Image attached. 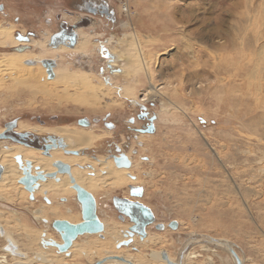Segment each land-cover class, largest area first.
Returning a JSON list of instances; mask_svg holds the SVG:
<instances>
[{
    "label": "rangeland",
    "instance_id": "1",
    "mask_svg": "<svg viewBox=\"0 0 264 264\" xmlns=\"http://www.w3.org/2000/svg\"><path fill=\"white\" fill-rule=\"evenodd\" d=\"M82 1L0 0V30H9L8 44L13 45L14 40L32 41L31 47L28 44L20 49L0 46V56L27 53L21 59L22 65L41 66L47 81L54 79L53 70H57L85 76L92 87H86L87 83L50 84L47 86L50 94L45 95L35 86L22 87L7 81L0 89V128L13 121L30 127L86 128L77 124L79 119H85L91 124L88 128L105 134L99 154L108 157L106 154L114 152L116 145L134 157L135 167L130 172L137 176L135 184L108 194L99 191L92 198L100 221L112 216L117 223L128 224V219L122 222L118 219L111 204L114 197H127L151 211L154 223L146 227V233L148 237L157 236L161 244L142 250V255L152 264L157 261L167 264L162 255L168 258V254L173 258L172 263L185 264L187 252L194 249L198 252H194L197 257L193 264H235L229 252L217 244L221 241L232 246L241 264H264V52L259 58L258 75L245 79L242 89L234 86L232 93L216 91V80L210 75L211 53L217 51L216 46L227 43L225 28L219 36L214 33L215 19L226 15L218 0H102L105 11L96 15L80 11L85 2ZM261 2L264 4V0ZM230 3L241 12L251 5L245 0H230ZM122 4L128 8V14L122 12ZM226 7L229 8L228 4ZM230 9L222 23L226 27L233 21ZM61 28L71 29L73 45L62 44L63 35L52 42ZM78 30L86 36V41L78 36ZM80 45H86L84 52L78 49ZM59 46L65 48L55 51ZM247 50L248 47H242V52L248 53ZM114 53L119 59L115 60ZM123 53L132 61L131 65L123 64L120 58ZM229 54L237 56L236 52ZM113 60L115 67L110 66ZM151 87L156 91H150ZM66 95L72 100L66 101ZM148 116L155 118L153 132L137 139L133 128L143 129ZM105 119L114 124V129L102 125ZM223 120L226 124H222ZM237 133L255 134L254 139L241 140ZM223 136L232 139L231 146L215 154L211 148ZM37 137L43 139L46 135ZM82 152L95 155L89 149ZM130 187H140L142 196L131 197ZM29 195L28 192L27 198L17 200L14 205L0 201V212L18 219L25 230L48 231L52 238L59 239L49 228L53 218L46 219L48 224L44 225L33 214L38 207L48 206L49 201L43 194L37 198L32 194V200ZM75 199L74 196L60 198L54 205L70 208L76 214L80 205ZM172 222L176 223L175 229L169 228ZM159 225L162 227L156 229ZM123 233L119 231L120 235ZM102 236H80L76 245L88 238L102 240ZM136 243L142 242L138 238ZM6 246V239L0 235V256L6 252L7 256L24 258L25 255H11L4 250ZM133 246L137 247L134 244L117 250L114 246V251L135 253ZM71 252L62 255L64 264L108 260V257L92 258L87 262L75 248L74 255L69 257ZM21 253L30 258L40 255L24 250ZM17 264L29 263L21 259Z\"/></svg>",
    "mask_w": 264,
    "mask_h": 264
},
{
    "label": "bare ground",
    "instance_id": "2",
    "mask_svg": "<svg viewBox=\"0 0 264 264\" xmlns=\"http://www.w3.org/2000/svg\"><path fill=\"white\" fill-rule=\"evenodd\" d=\"M218 1L222 7H225L224 12L226 15L222 18L215 19L216 23L214 25V33H216V35L219 36L222 33V29L225 28L226 35H227L226 36L227 43H225L222 46H219V45L216 46L215 49L217 51L211 53L213 55V64H212L213 66H212V71L210 75L216 80V84H215L216 88L214 90L216 91L221 90L223 92L225 91L227 93L228 92L232 93L235 91L233 90L234 86L235 87L238 86L237 88L242 89L244 85L246 84L245 79H250L251 76L258 75L256 71L258 70V68H260V66H258L259 60H260L259 58H260V55L264 52V44H262L264 43V4H262L261 0L260 1L258 0L257 1L258 3L255 2L256 0H245L246 3H250L251 5H247L248 10H244L243 12H241L237 10L236 5L235 6L231 5L230 0H218ZM253 1L255 2V4L252 3ZM227 4L229 8L226 7ZM230 8H232V11H233V17H232L233 21L231 24L228 23L229 26L226 27L222 23L224 22V19H227L226 18L227 14L229 13V10L231 11ZM220 11L222 13L221 9ZM8 31L9 30L7 29L0 30V36L3 37L0 40V46L14 47V48L20 49L21 46L29 44L31 47L32 41L27 43L24 41L19 42L18 40L17 41L14 40V42L12 40L13 45L10 46L7 42L8 40H10V32ZM77 34L79 37L81 36L82 39L85 40L86 36L84 37V35L81 32H79V30L77 31ZM212 47L214 48V45ZM242 47H248L249 52L248 53L242 52ZM61 48H65V47L59 46L58 48H55L54 50L58 51ZM85 48H86V45L84 46L80 45L78 47V49L81 52H84L86 50ZM119 52L118 54H120ZM230 52H236L237 56L232 57L229 54ZM241 53H244V54L240 55ZM26 54L24 52H13L9 54L11 56H8V55L0 56V89L5 86L7 81L11 82L13 85H21V86L28 85L30 87L35 86V88L43 92L45 95L50 94L49 89L47 87L50 84L56 85V83H60V84L66 83L65 86L66 85L67 86L68 85L81 86V84L85 85L87 83L86 87H91L90 83H88L89 80L87 81V77L85 76L77 77L75 76V74H70V73L68 74L67 72H59L57 70H53L54 79H52L51 82L47 81V79H45L46 73L44 72V69L42 70L41 66L39 67L37 65L36 66L34 65L30 67H25L22 65L21 62L23 60L21 61V59H23ZM118 54H115L113 56L115 57V60L119 59V57L118 58L116 57L118 56ZM262 56H264V53L262 54ZM120 58H122L124 65L132 64L131 63L132 61L128 59L125 53H123V56ZM115 60H113L112 64L110 65L111 67H115L113 64L115 63ZM40 64H41V60H40ZM246 65H249L251 67H246ZM40 75H42L43 78L40 77ZM4 76H7L6 80L4 79ZM40 79H42V82H40ZM252 83L254 84V82L251 81V84ZM259 85L260 87H262V84H259ZM8 88L10 89V87ZM241 89H238V90H241ZM150 91L154 92L156 91V89L154 87H151ZM236 93H237V90H236ZM224 95H227V94L225 93ZM230 96L229 98L232 97ZM234 97L236 98L237 96L234 95ZM234 97L232 99H234ZM65 99L66 101L72 100V97L66 95ZM239 99L240 98H238V100ZM236 102H239V101L236 100ZM236 102L235 103L229 102V103L233 105L238 104ZM240 102H242L241 99H240ZM225 106L226 105H224V107ZM231 106H228V107H231ZM148 118L149 116L147 117V122H148ZM231 119L229 120L232 121ZM154 121H153V124H154ZM222 124H226L225 121ZM217 128L219 130L220 126L217 125ZM140 129L142 128L133 129L136 132V134H138V136H135L137 139L140 136H145V134H149V133H139L136 131ZM226 130H225V133H226ZM3 131H4V127L3 128L1 127L0 133H2ZM14 131L17 133H23L24 131L26 132L29 131V132H33V134L37 136L46 135V136H52L53 138L54 137L60 138L62 139L63 143L66 146V151L78 152L77 155H66L63 153L62 149L56 148V149H51L48 155H43L41 153V150L39 149L25 147L23 145L15 144L7 140H0V167L2 168V171L0 174V201L1 202L5 201V202H8L14 205L17 200L21 201V199L28 197V191H26L23 188V186L18 183V180L22 177V171L18 168L17 163L15 162V159H14L15 156H20L23 164L26 161L30 162L32 175H34L36 169L39 173L43 175L53 174V173L56 175L53 178L47 177L44 181H38L37 188L33 192L36 198L38 196H42L43 194V196L50 203L48 204V206H43L42 208L38 207L37 209L33 211L35 218L38 220H41V222L44 225L48 224V221H46V219L51 220V218H53V220H65L72 224H76L81 221L80 212L74 214L70 208H65V207L60 208L54 205L57 199H60V198L67 199V197L69 196L75 197L76 193H75V190L72 188V181L74 182L75 185L81 187L82 189H84L86 192L90 193L94 197L97 194H99V191L100 192L103 191L104 193L108 194L115 190H119V189L121 190V188H123L124 186L128 184L133 185L137 181V176L132 175L130 172L132 167H135V159L134 157L130 156L128 152H124L123 150H121V152H124L126 157L130 161L129 168H117L115 167L112 158L111 159L107 157L105 158L104 157L105 155L102 156L101 154H99L101 150L100 145H103L101 143L102 141L104 142L103 138L105 134L102 135V134L95 133L90 128H79V127L70 128V127H63V126L55 127V126H44V125H39L38 127H30L28 125H24L21 122H17L16 128L14 129ZM232 132L233 131H231V133ZM254 134L250 135V134H245V133L244 134L237 133L236 136L239 137L241 140L242 138H244L245 140H248L249 138L254 139L253 138ZM246 137H248V139H246ZM231 141L232 139L228 136L218 137L215 141V145H213L214 147H212L211 149L214 151L215 154L219 155L223 153L224 150L227 151L230 148ZM119 147L120 149H122L121 146ZM83 149H89L95 154L96 157L91 158L87 154H83L82 152ZM58 163L65 164L69 167V170H70L69 176L67 174L57 173L56 165ZM130 175H132L133 177ZM131 181L133 183H129ZM64 211L66 213H64ZM100 222L103 225V231L100 233L101 236L103 233L102 240H97L96 238H88L83 243L76 245V240L80 237L78 236L72 242V245L70 246V248L67 250L66 253H58L55 247L42 246V242L43 241L45 242L54 241L57 244H60L61 243L60 238L59 239L52 238V236L48 233V231L46 233L45 232L42 233L41 231L34 230V229L25 230L24 228H22V225L20 224L18 219L16 220V219L11 218L8 215V213L0 212V235L2 236V238L9 239L13 245L15 246L17 245L18 246V247L16 246L17 252H19L20 254H22L21 251L23 250L26 251V253L27 252H31V253L38 252L40 254V255L34 254L33 258L31 257L32 258L31 259L26 254H22V255H25L24 258H19V257L7 256L8 254L4 252V254L0 256V264H17L20 262L21 259L23 260V262H26L29 264H33L35 262H41L45 264H64L65 260L63 259L62 255H65L69 253L70 251L73 252L74 248L76 252H78V255L82 253L83 257L88 259L87 262H90L91 261L90 259L92 258L93 260L95 258L96 260H101L102 258L108 257L107 258L108 260L102 261L101 264H125V263L128 264L127 262H129V264H152L153 263L143 257L142 250H145L146 248L153 249L157 247L158 245H160L161 244L160 239L157 236L153 235V236L148 237L146 233V237L140 240V242L142 243L137 244L136 242L139 237L137 235H134L132 238V243L130 245L135 244L137 247L133 246V248L137 252L129 253L127 252V250H125V252H123L122 250L115 252L114 246L116 248V244L121 241H124L125 239L123 235L119 234V231H122V230L125 231L130 226V223L128 222L129 224H126V225L123 224L124 222L122 224L117 223L116 221H114L112 216H107L104 220H101ZM50 224H49V228H50ZM84 235L94 236L97 234H84ZM16 238L19 241H17ZM217 243L228 244L227 242H222V241L217 242ZM130 245L127 247H130ZM35 246L37 249L34 250ZM122 247H126V246H122ZM223 248L224 250L226 249L225 247ZM194 250L198 252L196 249ZM72 252H71V255H69V257H72L74 255V252L73 253ZM194 252H187L185 256V264H190V263L193 264L192 263L193 260L197 257ZM111 257L122 258L123 261L112 259ZM168 258L169 260L173 261V258L169 254H168ZM238 258L240 262H242L241 258L240 257ZM157 264H165V263L161 261H157Z\"/></svg>",
    "mask_w": 264,
    "mask_h": 264
},
{
    "label": "water",
    "instance_id": "3",
    "mask_svg": "<svg viewBox=\"0 0 264 264\" xmlns=\"http://www.w3.org/2000/svg\"><path fill=\"white\" fill-rule=\"evenodd\" d=\"M58 34L54 35L52 37V42L57 37ZM72 35V34H71ZM74 44V38L71 37L70 39V45ZM106 57H110L109 54L105 55ZM154 117L148 118L149 125L146 127V129H140L136 130L139 133H152L153 132V121ZM15 126V122H10L5 127L6 129H9L10 127ZM29 133L25 132L22 134H19L21 136H26ZM9 139L4 136L3 132L0 133V140ZM35 139L38 138L35 136ZM44 142V145L41 147L36 146H29V145H23L25 147H31L35 149L41 150V153L43 155H48L49 151L51 149L60 148L62 149L63 153L66 155H77L78 152L75 151H66V146L63 143L62 139L60 138H53L52 136H46L45 138L41 139ZM116 152L119 153L120 149L116 147ZM15 162L17 163L18 168L22 171V177L18 180V183L21 184L26 191L30 193L29 199H33V192L37 188V182L38 181H44L47 177H54L56 176L53 174H47L43 175L35 170L34 175L31 174V164L30 162L22 163V159L20 156L14 157ZM115 167L117 168H129L130 167V161L126 157L125 154L120 153L117 157H112ZM57 173L59 174H67L69 176L70 170L69 167L65 164L58 163L56 165ZM2 168L0 167V174H1ZM72 188L75 190V198L77 202L80 205V215H81V221L76 224L69 223L65 220H53L50 224L51 228L58 234L61 243L57 244L54 241H43L42 246L48 247L52 246L55 247L58 253H66L67 250L72 245V242L78 237L82 236L84 234H100L103 231V225L100 222L99 218L97 217L95 213V207H94V199L92 198V195L88 192H86L81 187L74 184L72 181ZM142 189L140 187H130L129 188V195L131 197L140 198L142 196ZM116 200L121 201L119 205H117ZM113 206L115 210L120 215H123L127 217L129 220L130 226L126 231L123 233V237L125 238L124 241H121L116 244V248L119 249L122 246H129L132 243V238L134 235H137L140 240H142L144 237H146V227L154 223V217L151 213V211L143 206L142 204L136 202V201H129L127 199H117L114 197L112 199ZM162 225L156 226V229H160ZM176 223L172 222L169 224V228L175 229ZM7 246L4 248L5 251H8L11 255L15 256H21L24 255L17 252V247L11 243L9 239H6ZM220 246H223L227 249L229 254L233 257L235 264H241L238 256L234 252V250L228 245V244H221L217 243ZM162 255V254H161ZM163 261H165L167 264H176L172 263L166 255H162ZM112 259H117L119 261H123L122 258L118 257H111ZM102 262H98L96 264H101ZM129 264V262H127Z\"/></svg>",
    "mask_w": 264,
    "mask_h": 264
},
{
    "label": "flooded vegetation",
    "instance_id": "4",
    "mask_svg": "<svg viewBox=\"0 0 264 264\" xmlns=\"http://www.w3.org/2000/svg\"><path fill=\"white\" fill-rule=\"evenodd\" d=\"M83 1H85V2H83ZM83 1H82L83 2L82 3L83 4L82 5V9L83 10H80V11L85 12V13H88V14H92V15L100 14L101 12H102L101 14L104 13L106 7L103 5L102 0H94L93 2H89L87 0H83ZM71 33H72L71 29H69V28H67V29L61 28V30L57 33L58 34L57 37L63 35L64 37L61 39V43L62 44H70L69 42H70V39H71ZM132 122L133 121L131 120L130 123H132ZM94 123H97V122H94ZM7 124L4 126L3 134H4L5 137H7L9 139H4V140H7V141H10L12 143L19 144V145H22V144L24 145L25 144V145H29V146H33V147L34 146L41 147V146L44 145V142L40 138H38L35 134H33V132H31V133L30 132H27V133H29L28 135L21 136L19 134H22V133H17V132L14 131L15 126H16V123H15V126L10 127L9 129H6L5 128L7 126ZM77 124L80 125V126H82V127H86V128H88L91 125L89 123V121L88 120H85V119H79L77 121ZM102 125L104 127H107L108 129H114V124H112L110 122H107L106 119L102 122ZM148 125H149V121L143 127V129H146V127ZM136 135H138V134H136ZM35 136L38 138L37 140L35 139ZM116 147L117 146L115 145L114 146V152H109V153L106 154L108 156L107 158H112L113 156L117 157L120 153L125 154L124 152H121V149L119 147H117V148L120 149V152L117 153L116 152ZM83 154H85V153L83 152ZM90 157L95 158L96 156L95 155H91ZM117 199H127V200L130 201V199H128L126 197H121V198L120 197H117ZM116 203H117V205H119L122 202L119 201V200H116ZM111 204L113 206L112 201H111ZM116 212H117V210H116ZM117 217H118V219L121 222L122 221H125L127 219V218H125V216L120 215L118 212H117Z\"/></svg>",
    "mask_w": 264,
    "mask_h": 264
},
{
    "label": "built area",
    "instance_id": "5",
    "mask_svg": "<svg viewBox=\"0 0 264 264\" xmlns=\"http://www.w3.org/2000/svg\"><path fill=\"white\" fill-rule=\"evenodd\" d=\"M121 10H122V12H124V13H127V14H128V8L126 7V5H125V4H122V6H121Z\"/></svg>",
    "mask_w": 264,
    "mask_h": 264
},
{
    "label": "crops",
    "instance_id": "6",
    "mask_svg": "<svg viewBox=\"0 0 264 264\" xmlns=\"http://www.w3.org/2000/svg\"><path fill=\"white\" fill-rule=\"evenodd\" d=\"M127 222V221H126ZM126 222H124V223H126ZM129 224V223H128Z\"/></svg>",
    "mask_w": 264,
    "mask_h": 264
}]
</instances>
